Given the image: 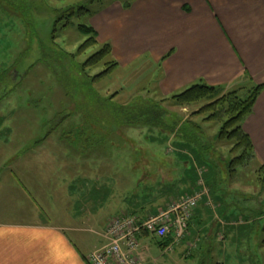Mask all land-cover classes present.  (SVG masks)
Wrapping results in <instances>:
<instances>
[{"label": "rangeland", "instance_id": "rangeland-1", "mask_svg": "<svg viewBox=\"0 0 264 264\" xmlns=\"http://www.w3.org/2000/svg\"><path fill=\"white\" fill-rule=\"evenodd\" d=\"M88 1L0 0V119L10 120V122L5 121V126L8 125L9 129L4 134L3 144L0 145V149L5 148L3 151L0 150V183L6 177L9 181H18L17 176L9 175L8 172L11 168H17L19 163L16 166L11 160L9 162V158H2L6 151L10 153L14 151L11 145L19 147L26 155L33 151L39 155H52L48 162H45L46 157L31 161L22 157L18 162L23 160L31 162L34 171L38 170L37 175L34 176L35 183L43 185V181H49L55 186L48 185L46 189L41 188L37 195L38 202L43 208L45 203L49 204L46 200L51 202L52 206L49 204L50 206L46 208H51L52 211L47 209L46 211L50 215L49 218H53V224L58 225L63 222L64 225L82 226L86 222L89 226L91 221L87 222V220H92L93 217L99 225L108 222L109 227L113 220L123 216H132L144 222L136 216L127 214L109 220L115 216L117 210L111 211L107 206L108 202L110 205L114 204V199L119 194L129 198L133 195L142 197L141 192L145 190L142 179L151 170L157 178H168V174L171 178L153 191L151 199L161 196L162 201L167 202L181 194L193 196L201 192L202 190L194 191L197 183L196 175L192 173V168H195L191 157L193 155L197 160L199 159L204 173L212 170L209 165L203 163L198 151L192 147H187L191 156H183L182 163L177 166L173 164L172 159H176L179 155L174 153L180 149L172 134L156 133L159 130L155 129L156 132H153L152 128L144 126L108 127L105 126L107 124L102 119L101 113L99 116H87L85 119L81 109L89 107L85 98L86 92L96 94L100 98L114 97L120 105H127L137 98L160 101L171 97L172 95H163L160 92L158 78L161 70L154 64L137 63L123 69L118 65L113 73L94 84V87H84L86 91L84 94L79 93L76 86L71 83H67L68 86L63 85L56 71L40 61L42 58L40 38L49 47V51L55 52L59 49L51 41V28L59 17L64 16V11L83 6L92 12H97L114 0H101L92 4ZM118 1L132 4L134 0ZM127 6L129 7L126 5V8ZM70 21L73 25L63 29L59 43L62 47L67 46L68 53H73L87 40L78 32L77 27L91 25V20L87 15L74 17ZM65 23L67 21L62 20L60 25ZM85 60V57H79L78 63L83 64ZM113 61L115 60H110ZM104 69L102 65L90 71L92 77ZM58 73L61 74L59 71ZM68 74L70 76V73ZM238 85L239 83L230 87L225 86L223 90L226 93L247 88ZM200 106L181 108L168 103L164 110L177 117L183 116L184 119L178 117L180 122L188 119L197 122L204 117L193 115ZM204 128L205 130L209 128L208 135L213 141L218 140L219 126L209 125ZM49 134H52L51 137L46 138ZM61 144L64 147L60 149L61 151L57 150L56 146ZM39 145L42 146L34 149ZM216 149L224 157L222 167L218 166L225 170L230 161L231 147L225 143H218ZM60 153L63 155H56ZM79 153H82L81 157ZM172 165L175 166L174 169ZM72 167L78 168V174L72 173L70 170ZM259 169L260 164L254 159L249 166L239 169L235 174L230 189L239 192L241 197L236 198L231 194L225 198L221 197L222 216L227 226L223 232L216 231L211 242L206 238L208 233H199L202 241L197 233L193 236L188 233L186 238L175 243L176 245H169L163 249L158 245L160 240L158 241L154 236H143L139 242L138 253L143 263L264 264V218L262 217L264 189L258 184ZM217 172L219 176L224 175L221 170ZM76 177H78L77 182L74 181ZM72 181L75 189L73 192H68V185ZM27 182L25 181L26 186L30 188V183ZM120 182L124 188L118 187L119 190H114ZM46 192L49 193V197L44 196ZM243 195L246 198L241 199ZM84 198H92L88 206L84 205ZM178 201L179 199L175 202ZM173 203L171 202L169 207ZM200 205L199 203V208ZM163 209L164 205H161V208L156 210ZM153 216L156 215L150 218ZM67 219H71L69 223L66 222ZM214 224L210 225L211 229ZM193 229L202 231L198 226Z\"/></svg>", "mask_w": 264, "mask_h": 264}, {"label": "crops", "instance_id": "crops-1", "mask_svg": "<svg viewBox=\"0 0 264 264\" xmlns=\"http://www.w3.org/2000/svg\"><path fill=\"white\" fill-rule=\"evenodd\" d=\"M126 5L114 0L90 18L91 26L98 33L101 44L112 46L113 58L119 68L145 62L157 66L161 70L158 88L163 95H175L202 82L215 87L238 83V87L247 88L264 85V0H134L128 8ZM5 121L10 122L0 119V145L9 129ZM244 131L253 142L258 164L264 165V91L258 97L253 113L246 119ZM56 147L60 150L64 145ZM11 149L14 151H6L2 158H9L16 166L19 163L8 172L17 176L18 181H9L6 177L0 183V264H88L87 258L92 253L109 244L106 237L108 222L99 225L92 217L87 220L91 221L89 226L86 222L82 226L64 225L63 222L53 224V218H49L46 211H52L46 208L52 206L51 202L46 200L50 205L45 203L43 208L37 199L38 191L46 189L50 182L35 183L38 170L34 171L31 162H18L22 157L28 161L46 157L45 162H48L52 155H39L34 151L26 155L13 145ZM177 153L178 157L172 159L176 166L182 163L183 156H191L189 150H178L174 154ZM79 155L81 157L82 153ZM191 157L197 183L194 191L203 190L205 195L188 231L190 236L208 233L206 238L211 242L215 232H223L227 226L222 216L221 195L213 192L212 172L204 173L199 159L195 155ZM171 167L174 169L175 166ZM77 169L72 167L70 170L78 174ZM149 172L142 179L145 189L141 192L142 197L133 195L129 198L119 194L114 204L106 203L111 211L117 210L109 220L127 214L145 221L152 215L166 212L171 202L185 197L181 194L167 202L162 201L161 196L151 199L153 191L171 178L170 174L165 179L157 178L152 170ZM77 180L78 177L74 179ZM25 181L30 183V188ZM118 187L124 188L121 182L114 190H119ZM74 189L72 181L68 192ZM44 196L49 197V193ZM90 199L84 198L85 206ZM161 205L164 209L156 210ZM212 223H215L213 229ZM196 226L202 231L194 230ZM198 237L202 241L201 234ZM170 238L172 245L173 238ZM140 259L145 264L141 256Z\"/></svg>", "mask_w": 264, "mask_h": 264}, {"label": "trees", "instance_id": "trees-1", "mask_svg": "<svg viewBox=\"0 0 264 264\" xmlns=\"http://www.w3.org/2000/svg\"><path fill=\"white\" fill-rule=\"evenodd\" d=\"M98 1L101 0H89L88 3L92 4ZM95 14L96 12H92L83 6L72 7L63 12L64 16L59 17L51 28V41L60 50L49 51V47L40 38L39 47L42 50L40 61L50 65L56 71L62 79L63 85L68 86L67 83H71L76 86L79 93L86 92L84 87H94V84L113 73L119 65L116 61L110 62V60H114L112 46L101 44L98 40V33L91 25H79L77 27L78 32L87 40L75 52L68 53L67 46L62 47L59 43L63 29L73 25L70 19L87 15L92 18ZM62 20H66L67 23L60 25ZM79 57L86 58L83 64L78 63ZM102 65L105 69L92 77L90 71L100 68ZM68 73H70V76H68ZM73 75L75 76L73 77ZM263 91L264 85H256L251 88H240L225 93L223 87L210 86L202 82L160 101L137 98L127 105H120L114 100V97L100 98L96 94L86 92L84 94L89 107L85 109L82 107L81 110L85 114V119L87 116H99L101 113L102 119L107 124L105 126L108 127L113 125L115 128L117 126L134 128L144 126L152 128L153 132H156L155 129L159 130L156 133L172 134L178 142L180 150H187V147L196 149L203 163L210 166L213 172L212 182L214 185L212 184V189L214 193L220 194L222 198H225L228 194L239 198L241 197L239 192L230 189L233 185V178L239 169H244L254 159L257 160L253 142L244 131V123L253 113L256 101ZM168 103L181 108L201 105L193 115L204 117L198 119L197 122L189 119L180 122L178 119L183 116H178V118L164 110L165 105L168 106ZM168 119L173 120V122ZM209 125L219 126L217 141H213L208 135L207 130L211 127L205 130L204 127ZM57 127L58 125L56 129ZM218 143H225L231 147L230 161L227 163V169L225 170L220 169L218 166H221L224 161L223 154L220 155L216 149ZM217 170H221L224 175L219 176ZM258 173V184L264 189V165H260ZM202 192L203 190L198 193ZM243 198H246V196L243 195L241 199ZM262 217L264 218V216ZM186 235L184 238H186ZM144 236L147 237V235ZM170 237L158 240L159 247L163 249L168 247L171 243Z\"/></svg>", "mask_w": 264, "mask_h": 264}, {"label": "built area", "instance_id": "built-area-1", "mask_svg": "<svg viewBox=\"0 0 264 264\" xmlns=\"http://www.w3.org/2000/svg\"><path fill=\"white\" fill-rule=\"evenodd\" d=\"M204 193L187 196L174 202L166 212L144 222L132 216L113 220L107 231L109 244L87 258L88 264H141L139 242L144 235L158 240L171 236L179 243L189 230V223L197 210Z\"/></svg>", "mask_w": 264, "mask_h": 264}]
</instances>
